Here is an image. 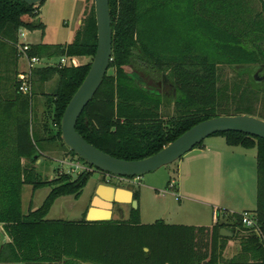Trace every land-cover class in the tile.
<instances>
[{"label": "trees", "instance_id": "16d2710c", "mask_svg": "<svg viewBox=\"0 0 264 264\" xmlns=\"http://www.w3.org/2000/svg\"><path fill=\"white\" fill-rule=\"evenodd\" d=\"M109 4L112 61L76 126L89 144L114 158L140 161L213 118L248 115L264 120V83L253 78L255 68L264 66V0ZM41 5L0 0V224L9 238L0 263L264 264V140L242 133L215 136L225 138L229 147L257 151V208L248 212L256 229L244 226L242 214L229 212L218 214L212 228L164 220L145 225L139 207L132 206L121 221L88 222L86 213L79 221L48 219L58 199H79L91 176L61 173L50 181L39 173L37 162L54 148L82 161L64 144L61 122L92 63L75 65L73 60L93 61L98 28L93 4L73 43L31 45L29 57L45 63L66 58L68 65L36 68L32 95H23L18 78L27 68L20 66L19 34L21 29L45 31L38 19ZM225 69L234 76L225 79ZM54 80L56 87L46 93L45 85ZM171 103L174 113L166 114ZM25 185L34 192L50 188L42 206L27 214L22 206ZM222 229L232 231L234 238L247 234L240 252L230 259L224 256L230 239L221 236Z\"/></svg>", "mask_w": 264, "mask_h": 264}, {"label": "rangeland", "instance_id": "374dc122", "mask_svg": "<svg viewBox=\"0 0 264 264\" xmlns=\"http://www.w3.org/2000/svg\"><path fill=\"white\" fill-rule=\"evenodd\" d=\"M94 4L93 0H47L40 6L39 21L45 25V31L37 30L36 33L25 43H44L49 45H66L75 40L76 32L80 22L84 19L85 13ZM61 58H56L52 63L58 64ZM92 62L90 58L80 59L81 64ZM22 68H27L25 59L20 61ZM224 78L234 76L230 69L223 71ZM161 82V81H160ZM57 81L50 83L54 89ZM163 86V84H161ZM162 88V87H161ZM46 90L51 93L53 90ZM44 111L43 106L40 112ZM166 114L172 115L174 108L172 103L166 108ZM214 143L223 145L225 139L221 136H213L204 141V146H212ZM226 144V143H225ZM217 146V145H215ZM225 147V146H224ZM218 148V147H216ZM229 153H238L239 159L245 160L246 167L240 168L238 172L239 181L236 183L233 178L226 176L225 181H217L216 175L211 179H203L200 173H194L192 178L187 174L179 172L180 161L163 167L153 173L147 174L140 179H124L107 176V183H104V175L84 167L80 160L70 157L65 151L54 148L50 153L37 162L38 171L48 180L56 179L61 173H90L91 176L82 190L79 199L72 196L60 198L53 205L48 219L79 221L84 217L89 205L93 204L94 195H97V188L101 184H107L122 188L131 183L136 192L139 193L137 200L141 212V222L145 225L154 224L158 220H164L171 225L181 226H209L212 224L213 215L218 210H230L244 213L243 210H255L257 206V175H256V149H244L241 147L228 148ZM245 156V157H244ZM79 165L77 170L75 166ZM80 173V174H81ZM175 184V189L170 184ZM130 186V185H129ZM128 187V186H127ZM50 193V188H44L34 192L32 186L25 185L22 192L23 212L28 213L30 208H40ZM94 197V198H93ZM180 198V202L178 199ZM118 209V208H117ZM115 211V220L121 221L118 210ZM127 219V218H126ZM247 234L241 233L235 240L241 249L242 239ZM229 242L227 243L228 246ZM224 256L230 259L232 253L226 252Z\"/></svg>", "mask_w": 264, "mask_h": 264}, {"label": "water", "instance_id": "95a60500", "mask_svg": "<svg viewBox=\"0 0 264 264\" xmlns=\"http://www.w3.org/2000/svg\"><path fill=\"white\" fill-rule=\"evenodd\" d=\"M28 6H39L47 0H21ZM95 15L98 28V48L91 63L90 71L81 87L68 104L61 122L64 144L84 163L96 171L114 178L140 179L163 167L180 161L196 147L210 137L222 133H242L264 140V120L248 115L222 116L202 122L156 155L140 161H124L114 158L89 144L76 130L78 121L95 97L106 77L113 52V31L109 0H94ZM75 177V176H74ZM135 188L130 185L126 189L100 185L91 208L88 210V222L111 221V213L116 205L129 204L138 209L134 198ZM104 207V211L99 208ZM224 238L234 237L228 229H222Z\"/></svg>", "mask_w": 264, "mask_h": 264}, {"label": "crops", "instance_id": "0c3cea01", "mask_svg": "<svg viewBox=\"0 0 264 264\" xmlns=\"http://www.w3.org/2000/svg\"><path fill=\"white\" fill-rule=\"evenodd\" d=\"M35 33L36 32H29L26 30L25 41L27 40V38L34 35ZM27 44L38 45L40 43H38V42L28 43L27 42ZM73 63L75 65L81 64L80 59H74ZM55 81L56 80H54V82ZM51 82H53V81H51ZM51 82H49L45 85V87H44L45 91L52 89V88H50ZM225 143H226V140H225ZM225 143H223V145L220 143H214L212 146H204L203 148L195 149L192 152L188 153L186 156H184L180 160V165L178 167L179 172H180L179 173L180 179H181V172H184L185 174H187V176H189V178L194 177L195 176V175L193 176L194 173H200V175L201 174L203 175L202 177L205 180L211 179L212 177L214 178L216 175L217 181H225L226 180L225 177L229 176V178H233L234 181L237 183L239 181V176H238L239 169L240 168L244 169L246 167V162H245V160L239 159L238 153H229L228 148H231V147H229L227 145V143L226 144ZM215 145H217V146H215ZM216 147H218V148H216ZM254 160H256V165H257V154H256V156H254ZM256 175H257V166H256ZM101 185H107V184H101ZM129 185H132V184L127 183V186H129ZM99 186L97 188V191L99 189ZM107 186H111V185H107ZM127 186L126 187L125 186H119V187H122L120 189H126ZM113 187H115V186H113ZM115 188H118V187H115ZM135 192H136V190L134 191V193ZM94 197H95V195H94ZM178 201L180 202V198L178 199ZM90 208H91V205H89V207L87 208L86 215H87V212ZM130 208H131V205H129V204L116 205L114 211L111 213L112 220H115L116 209L118 210L117 212H118L119 216L121 217V219L125 220L126 218L129 217ZM256 208H257V206H256ZM104 210H105L104 207L99 208V211H104ZM255 210L251 211V210L244 209L243 212H254ZM222 212H229L232 214H240L237 211L233 212L230 210H222ZM218 214L220 215V210H218L216 212V214L213 215L212 224L209 226H189V227H210V228H212L217 223ZM168 225H171V224H168ZM179 226H181V225H179ZM229 239L230 240H229V244L226 248V252L232 253L230 255V257L232 258L236 254H238L241 249L238 245H236L237 242H235V240L237 238L232 237ZM7 242H9V238L4 233L3 226L0 225V251L3 248V245ZM225 254H227V253H225ZM3 264H13V263H3Z\"/></svg>", "mask_w": 264, "mask_h": 264}, {"label": "built area", "instance_id": "2783aa9c", "mask_svg": "<svg viewBox=\"0 0 264 264\" xmlns=\"http://www.w3.org/2000/svg\"><path fill=\"white\" fill-rule=\"evenodd\" d=\"M19 39L21 43L17 46L19 50V57L20 59H25L27 62V69L25 72L21 73L18 78V83H19V92L23 95H32V88H33V71L42 66V65H50L53 66L54 64L52 62L50 63H45L43 62L40 58L38 57H29L28 52L30 51V46L29 44L23 42L26 39V30L21 29L20 34H19ZM68 65V59L64 58L61 60V62L58 64L59 67H65ZM77 170L80 169L79 165H73ZM73 173H76L73 171ZM72 174V173H70ZM171 189H175V184L174 182L170 184ZM242 222L244 226L248 229H256V224L254 220L252 219L251 215L248 212L242 213Z\"/></svg>", "mask_w": 264, "mask_h": 264}, {"label": "flooded vegetation", "instance_id": "af4514ba", "mask_svg": "<svg viewBox=\"0 0 264 264\" xmlns=\"http://www.w3.org/2000/svg\"><path fill=\"white\" fill-rule=\"evenodd\" d=\"M130 72L132 73V70H130ZM253 78H254V80H255V82L256 83H258V84H263L264 83V66H261V67H257V68H255V71H254V73H253ZM161 84H163V82L161 81V82H158V86L161 88L162 86H161ZM75 160H79V159H75ZM84 163V162H83ZM86 165L84 164V167H85ZM81 173V172H80ZM80 173H73V175L75 176L74 178H77V176L80 174ZM102 175H104V182H106L107 183V180H106V177H107V175H105V174H102ZM1 225V224H0ZM4 231V230H3ZM8 243V242H7ZM6 244V243H5ZM4 244V245H5ZM4 245H3V247H4ZM3 249V248H2ZM1 252V251H0ZM0 264H3V263H0Z\"/></svg>", "mask_w": 264, "mask_h": 264}]
</instances>
